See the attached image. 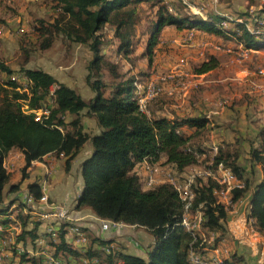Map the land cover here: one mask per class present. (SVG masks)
<instances>
[{"label": "trees", "instance_id": "16d2710c", "mask_svg": "<svg viewBox=\"0 0 264 264\" xmlns=\"http://www.w3.org/2000/svg\"><path fill=\"white\" fill-rule=\"evenodd\" d=\"M51 1L53 6L49 17H36L31 22L35 47L47 49L59 36L86 45L93 53L85 76L93 96L86 100L42 68L26 67L31 49L24 45L19 46L21 60L18 69L0 60V73L6 76L0 82V216L8 208L2 206L4 188L10 179V173L3 165V156L10 148L22 151L23 172L33 160L41 159L46 154L65 157V166L69 169L72 159L90 138L91 152L80 164L83 187L78 205L88 208L98 218L143 227L149 232L151 241L145 246V257L98 236L88 239L86 250L78 252L65 237L71 223L53 221L57 232L55 240L50 241L52 255L65 256L63 264H70L67 259L69 255L79 264H83L82 257L89 259L87 264H94L90 261L93 258H97V264H191L189 252L192 248L206 253L204 248L218 246L227 232L226 218L230 206L227 207L218 199V191L222 186L210 175H199L192 184L193 198L188 211L191 214L196 210L202 213L201 234L194 240L191 233L180 224L184 205L177 190L166 182L142 189L140 176L133 169L143 160L156 162L163 158L162 163H169V169L174 174L184 172L188 165L197 162L200 148L193 146L191 136L183 134L180 128L183 125L204 126L206 117L175 114L170 118L163 113L156 114L155 109L158 107L153 104L148 106V115L138 102L136 80L123 77L117 64L105 60L101 53L104 40L100 31L109 24L112 36L117 41L118 52L130 54L133 51L135 26L139 22L136 5L150 2L155 11L149 20L145 47L149 59L158 42V34L168 25L200 28L221 36L231 34L246 48L264 47V39L255 37L249 30L247 23L250 18L246 12L239 14L238 21L221 15L203 18L187 9L183 11L179 5L175 6L167 0ZM178 2L182 5L180 0ZM258 18H264V7ZM223 20L232 22L233 26H223ZM103 64L112 82L95 78L100 77ZM216 65V58L210 56L195 66L193 71L205 73ZM19 75L26 79L22 91L23 83L17 79ZM23 102L29 109L48 106L49 114L36 120L33 112H26L22 108ZM83 109L95 117L99 126V131L93 135L86 132L81 124ZM237 157L234 149L222 150L217 147L212 163L208 165L212 172H217L218 166L227 168L243 182L241 187L230 189L231 203L242 197L248 189ZM251 158L261 165L263 178L252 189L245 215L264 236V145L252 148ZM17 187L12 184L10 190L14 191ZM30 194L35 199L33 203L39 204L36 201L41 194L39 185L30 186ZM16 217L21 220L22 228L14 235L15 243L26 238L34 240L42 220H31V227H27L26 214ZM80 229L84 231L82 226ZM234 254L229 252V258L246 264L240 257L235 259ZM19 256L20 261L31 260L38 264V260L26 252Z\"/></svg>", "mask_w": 264, "mask_h": 264}, {"label": "crops", "instance_id": "0c3cea01", "mask_svg": "<svg viewBox=\"0 0 264 264\" xmlns=\"http://www.w3.org/2000/svg\"><path fill=\"white\" fill-rule=\"evenodd\" d=\"M167 1H171L175 6L179 5L182 7L178 0ZM230 1L232 2L230 3ZM4 2L5 0H3L2 3ZM234 2L235 1L233 0H221L219 5L222 8L227 7L225 9L228 10L230 8H234ZM195 4L199 5L197 6L201 12L199 15L203 18L212 15H220L216 10V3H213L210 0H196ZM183 9H185V7ZM240 13L241 12H239V14ZM228 22L229 25L233 24L230 21ZM232 26L233 25L227 27ZM171 27H175V31L178 32V35H183L186 31H188L194 33L193 35L195 38H202L204 36L206 42L213 40V37H216V41L230 39L236 40L231 34L221 36L219 34H215L214 32H209L200 28L189 29L188 27ZM3 35L6 36H3L1 39H6L9 44L7 34L4 33ZM4 41L5 40L1 41V43ZM74 43L75 42H72V44ZM3 49V61L11 68L18 69V63L13 64L8 62V58L11 57V55H8V52H10V54L19 52L18 46L12 48L11 45H9ZM74 49L75 48L72 47L70 50L74 51ZM194 50H196V48H194ZM247 51H250L249 56L254 58L256 62L264 59V47H243L241 50L242 55H246ZM210 56H214L216 58L217 65L205 73H195V77H202L219 66L218 58L214 54L209 55L206 59H202L201 62L208 60ZM25 66L33 68L28 61ZM224 66L225 74H222V76L218 79H210L209 81H221L224 87L225 84L226 86L228 85L231 87L229 92L221 94L214 92L212 97L208 100L206 96L203 97L205 106H194L191 111L193 113L183 114L174 111L163 112L165 108L161 107L155 109V112L156 114L163 113L170 118L175 114L178 116L206 117L207 121L204 126L196 127L183 125L180 128V131L183 134L191 136V142L194 144L193 146L200 148L197 162L188 165L185 170H203L207 167L214 155L212 152L213 146L220 147L222 150L223 148H229L236 151L238 155L237 161L243 168V177L248 182V189L242 197L232 203L230 210L227 211V232L218 243L217 249L228 255L229 252H235L237 256L243 259V262L246 264H261L264 260V240L258 242L256 245L246 244L244 233L245 214L250 194L256 184H258L263 178L261 165L251 158V151L252 148L264 145V74H257L256 77H253L247 66L241 65L239 67L233 66L229 63H225ZM39 68L49 72L58 81L73 88L84 99L89 100L93 96V91L87 84L85 78L87 68L85 65H80L78 62L73 61L72 57L69 58L67 62H64V66L62 67L55 66V62H53L52 64H46L44 67L41 66ZM13 76H16V73ZM4 79H6V76ZM17 79L23 83V87L20 89V91H22L25 89L26 79L20 75L17 76ZM211 82H208V85H211L209 84ZM233 86H238V90H236L237 92L233 91ZM150 104L151 103L147 104L145 109L148 115H150V110L148 108ZM23 105L25 106L27 104L23 102ZM197 108H199V111ZM67 118L71 117L68 116ZM81 124L84 130L90 135L99 131V126L95 117L89 114L87 109H83L81 111ZM91 147V139L89 138L72 159L69 169H66L65 157H55L52 154H46L41 159L33 160L23 172L22 168L24 166V155L20 149L12 147L4 154L3 165L9 171L10 179L5 185L3 194L2 206H5V208L7 206L8 208L6 209L5 214L0 216L3 220L0 223L6 228V231L2 233V236H9V231H14V233L17 234L21 230V220L16 217L18 214H26L28 216L27 227H31V220L39 219L33 213H26V208L40 210L47 209V207L40 202L39 204L34 202L29 206L21 204L23 203L24 194L30 193V186L39 185L40 191L42 192V188H44V192L47 194L51 203L63 204L68 208L70 215L74 219L70 223H76L82 226L88 235V239L98 236L106 240H110L112 244H121L127 251L145 257V246L151 241V236L145 228L123 224L118 227H111L108 230H102L100 226L101 218H98L91 212V210L81 207L77 203L83 187L80 164L82 160L90 154ZM162 161L163 158L156 162L143 160L137 163L133 170L138 174V176H140V181L142 182L146 175L145 167L147 163L156 164L160 169H169L170 164L162 163ZM156 177L162 179V173L156 174ZM12 184L18 186L14 191L10 190ZM141 185H143V183ZM16 207L18 210H15ZM10 214L12 215L11 218L9 217ZM41 220L42 222L38 226L37 231L38 236L34 240L26 238L25 240H20L15 243L14 236L12 235L13 241L7 242L3 249H0V256L3 257L2 260L4 264H34L31 260L20 261L19 255L23 252L28 253V256L30 257H35L38 260V264H54L50 261V258H55L58 261L57 264H63L65 256L62 255L54 257L52 255V247L50 244V241H53L56 238L57 226L53 224V220ZM12 223L17 224V229H11L13 226ZM51 226L55 229L54 234L48 231V228ZM65 237L78 252H84L86 250L88 243L82 244L76 242L72 232L67 230ZM94 246L97 245L94 244ZM20 247L22 248V251L19 252L17 251V248ZM67 259L70 261V264H79L78 262H75L70 255ZM83 259L85 258L82 257V262Z\"/></svg>", "mask_w": 264, "mask_h": 264}, {"label": "rangeland", "instance_id": "374dc122", "mask_svg": "<svg viewBox=\"0 0 264 264\" xmlns=\"http://www.w3.org/2000/svg\"><path fill=\"white\" fill-rule=\"evenodd\" d=\"M220 1L217 0L216 2V10L221 16L227 19L231 18L230 20H237L239 19V12H246L248 18H250L248 19L250 27H252L253 18H258V14L264 7V0H233L235 1L234 8L237 9L230 8L227 10L225 9L227 7H220ZM2 2L3 0H0V40L5 41L3 43L0 41V60L4 59L2 56L4 53L3 48L11 45L12 48L18 46L19 49V46L24 45L31 49L28 62L33 68L44 67L46 64H52L53 62H55V66L62 67L64 62H67L71 57L73 61L78 62L80 65L83 64L87 68L93 53L84 44H72L71 41L59 36L53 41L52 46L47 49L42 50L35 47V34L31 32V22L36 17H44L45 19L49 17L53 6L51 0H5L4 3ZM195 2L196 0H191L192 4L199 6ZM182 7L181 9L185 11ZM136 8L139 22L135 26L136 33L132 37L133 51L128 55L118 52L117 41L112 36L111 26L107 24L100 31L104 40L101 53L104 55L105 60L117 64L118 71L121 72L123 77H133L136 80L137 88L150 78L156 79L157 76L161 75H174V77L160 83L163 90H165L163 93L147 100V104L151 103L154 106L165 108L163 112L193 113L191 111L194 106H205L203 97L206 96L208 100L214 92L219 94L229 92L231 87L228 85L227 87L226 84L224 87L221 81H209L210 79H218L222 74H225V63L239 67L241 65L247 66L253 77L260 74L259 69L264 68V59L256 62L254 58L249 56L250 51H247L246 55H242L241 50L244 46L234 39L216 41V37H213L214 39L210 40V43L209 41L206 42L204 36L195 38L192 32L186 31L183 35H178L175 27H171V25L163 27L158 34V42L153 48L152 58L149 59L145 54V47L148 39V24L154 15L155 7L147 2L137 4ZM222 25L231 26L233 24L229 25V22L226 21ZM4 33L8 36L9 44L6 39H1L6 36L3 35ZM72 47L75 48L74 51L70 50ZM211 54L217 56L219 66L202 77H195L193 68ZM8 55H11L8 58L9 63L19 64L21 60L20 49L19 52L12 54L8 52ZM103 65L100 70V77L96 76L95 78L112 82L107 67L105 64ZM3 76L5 77V74H0V82L4 80ZM208 82H211L209 83L211 85H208ZM180 83L187 86L185 90L175 89L173 93H168L169 89L167 88H178ZM236 90H238V86H233V91L237 92ZM1 92L0 90V94ZM197 110L199 111V108ZM193 171L192 169L185 170L180 172L177 177L182 181L185 176L193 173ZM141 188H143V185H141ZM222 255H224V252ZM234 255L235 259H238V256Z\"/></svg>", "mask_w": 264, "mask_h": 264}, {"label": "built area", "instance_id": "2783aa9c", "mask_svg": "<svg viewBox=\"0 0 264 264\" xmlns=\"http://www.w3.org/2000/svg\"><path fill=\"white\" fill-rule=\"evenodd\" d=\"M182 2V5L187 9L188 12L193 14H199L200 9L191 3V0H180ZM213 3H216L217 0H210ZM169 9L172 10V6L169 5ZM231 18H229L230 20ZM236 20V19H232ZM240 21V19H237ZM254 21L251 22L252 27L249 26V22L247 23V27L249 30L254 34L255 37L259 39H264V18H253ZM11 22V20H9ZM225 22V20L222 21V24ZM260 74H264V68H261L258 70ZM174 77L172 74L168 75H161L157 76V78L153 79L150 78L149 80H146L145 82L141 83L138 88L136 87V96L138 99V102L143 110L146 109L147 100H150L161 93H163V88L160 83L164 82L166 79ZM14 79L15 76H12ZM186 85L180 83L178 88H172L168 90V93H173V90L179 89V90H185ZM22 108L26 112H33L35 115L36 120H41L42 118L46 117L49 114V107L43 106L38 109H29L27 105H23ZM217 151V146H213L212 152L215 154ZM212 163V160L210 161V164ZM146 175L144 179L142 180V183L144 187L151 188L159 183L166 182L170 184L173 188H175L179 194L180 199L183 201L184 205V213L183 217L181 219L180 224L191 233L193 236V239L195 240L199 234H201L200 227L202 222V213L199 210H196L194 213H189L188 207L191 203V200L193 198V191H192V184L194 183L195 179L199 175H210L216 182H218L222 188L218 191V199L223 204H225L227 207H229L228 210H230L232 203L230 201L229 191L231 188L234 187H241L243 185V182L240 181L229 169L223 168L221 166H218L217 172H212V170L207 166L203 170H194L193 173H189L182 181L178 179L177 175L174 174L170 169H160L158 165L153 163H147L146 164ZM162 173V179H159L156 177V174ZM197 175V176H196ZM42 192L39 196V198L36 200L44 206L47 207L45 210L40 209H31L26 208V213H33L36 215L39 219H49L56 221L60 224L63 223H69L72 220V216L69 213V210L67 207H65L63 204H57V203H51L48 199L47 194L44 192V188H42ZM35 199L31 196L30 193H25L23 196V203L22 205L29 206L33 203ZM231 204V205H230ZM15 210H18L16 207ZM9 217L11 218L12 215L10 214ZM14 219V217H13ZM252 220H247L245 215V233H244V239L246 244H258V242L264 240V236L256 230L251 225ZM13 224V223H12ZM124 223L118 222V221H112L108 219H102L100 220V226L102 230H108L111 227H118L123 225ZM12 230L17 229V224H13ZM10 230V229H9ZM68 231L72 232L74 234L75 241L82 244H87L88 238L85 231L80 229V226L76 223H71L68 228ZM6 231V228L4 225L0 223V249L2 250L4 245L7 242L13 241L12 235L14 236V231H9V236L5 237L2 236V233ZM48 231L52 234L55 233V229L51 226L48 228ZM206 250V253L198 252L195 249H191L189 252V260L191 264H240L237 261H234L229 258V255L224 253L222 255V252L217 249L216 247L213 248H204ZM17 251H22V248H17ZM226 254V255H225ZM3 257L0 256V264H4ZM50 261L54 264H57L58 261L55 258H50ZM88 259H83V264L88 263ZM92 262L95 264L98 263L97 258L91 259ZM261 264H264V260Z\"/></svg>", "mask_w": 264, "mask_h": 264}]
</instances>
